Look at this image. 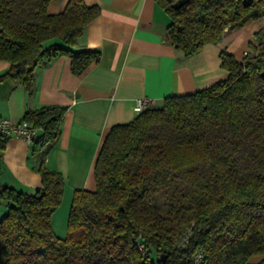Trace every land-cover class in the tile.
<instances>
[{
    "label": "trees",
    "instance_id": "1",
    "mask_svg": "<svg viewBox=\"0 0 264 264\" xmlns=\"http://www.w3.org/2000/svg\"><path fill=\"white\" fill-rule=\"evenodd\" d=\"M50 1L0 0V59L9 63L0 81L30 88L43 58L69 57L74 74L99 58V50L74 47L100 7L67 0L49 13ZM155 1L184 56L264 17V0ZM254 38L241 61L220 51L224 79L168 95L110 127L94 163L95 188L73 190L62 237L51 217L64 176L43 156L59 139L66 106L27 109L21 120L38 129L31 156L40 158L41 184L0 185L7 201L0 264H189L198 247L204 264H264V27ZM6 141L0 135V155ZM186 230L188 242L179 245ZM252 255L261 258L250 262Z\"/></svg>",
    "mask_w": 264,
    "mask_h": 264
},
{
    "label": "crops",
    "instance_id": "2",
    "mask_svg": "<svg viewBox=\"0 0 264 264\" xmlns=\"http://www.w3.org/2000/svg\"><path fill=\"white\" fill-rule=\"evenodd\" d=\"M84 1L97 4L100 13L86 25L74 48L99 50L97 60L74 74L69 57L56 55L35 66L30 88L12 80L0 81L1 117L20 121L27 109L46 104L66 106L59 139L43 158L47 166L62 172L63 200L69 205L74 189L95 188L93 168L104 137L112 125L136 116L139 99L161 106L168 95L193 93L224 79L227 70L221 66L220 51L226 50L241 61L245 52H253L254 34L264 27L261 17L226 29L217 42L184 56L167 37L169 18L155 0ZM66 2L52 0L47 10L60 12ZM8 67L9 63L0 59V73ZM39 161L31 156V143L8 137L0 155V185L28 191L37 188L41 184L35 168ZM6 204L0 198V217ZM152 258L156 260L155 254ZM260 258L252 255L249 261Z\"/></svg>",
    "mask_w": 264,
    "mask_h": 264
},
{
    "label": "built area",
    "instance_id": "3",
    "mask_svg": "<svg viewBox=\"0 0 264 264\" xmlns=\"http://www.w3.org/2000/svg\"><path fill=\"white\" fill-rule=\"evenodd\" d=\"M246 53V52H245ZM150 102L147 99H139L137 102L138 111L145 106L149 105ZM38 129L34 128L30 122L26 120L14 121L12 119L0 116V135L8 138L11 136L21 137L25 141L31 143L36 139ZM189 231H184L179 245H185L188 242ZM142 253L147 254L142 245H140ZM205 254L202 247H198L192 255L189 264H204Z\"/></svg>",
    "mask_w": 264,
    "mask_h": 264
},
{
    "label": "rangeland",
    "instance_id": "4",
    "mask_svg": "<svg viewBox=\"0 0 264 264\" xmlns=\"http://www.w3.org/2000/svg\"><path fill=\"white\" fill-rule=\"evenodd\" d=\"M70 201V199H69ZM68 205L65 199L61 201L59 206L55 209L52 214V221L54 223V232L58 236H64L67 231L66 221H67V213H68ZM153 254V253H152Z\"/></svg>",
    "mask_w": 264,
    "mask_h": 264
},
{
    "label": "water",
    "instance_id": "5",
    "mask_svg": "<svg viewBox=\"0 0 264 264\" xmlns=\"http://www.w3.org/2000/svg\"><path fill=\"white\" fill-rule=\"evenodd\" d=\"M161 258H162V260H164V259H165V255L162 254V255H161Z\"/></svg>",
    "mask_w": 264,
    "mask_h": 264
}]
</instances>
